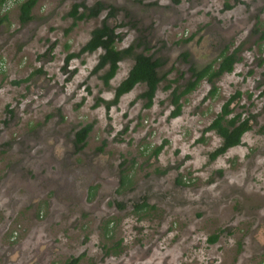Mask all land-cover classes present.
Instances as JSON below:
<instances>
[{"label":"rangeland","instance_id":"obj_1","mask_svg":"<svg viewBox=\"0 0 264 264\" xmlns=\"http://www.w3.org/2000/svg\"><path fill=\"white\" fill-rule=\"evenodd\" d=\"M97 1L118 9L109 20L121 24L118 48L140 42L136 52L163 61L167 76L151 108L140 97L145 84L110 111L97 104L113 99L131 57L109 87L103 72L92 73L102 50L65 67L67 53L107 15L66 32L69 11ZM18 14V6L0 13V264L79 256L77 264H264V40L255 31L264 30V0H39L30 22ZM241 46V61L216 81L217 92L202 81L171 117V93L184 87L190 67L218 64L226 47ZM238 90L231 107L253 116L252 129L211 160L222 139L205 129ZM88 124L78 152L76 132ZM143 201L148 206L135 211Z\"/></svg>","mask_w":264,"mask_h":264},{"label":"trees","instance_id":"obj_2","mask_svg":"<svg viewBox=\"0 0 264 264\" xmlns=\"http://www.w3.org/2000/svg\"><path fill=\"white\" fill-rule=\"evenodd\" d=\"M39 0H0V13L3 10L7 13L14 6H18V19L21 24H26L30 22L34 16L32 11ZM174 2L179 3L180 0H174ZM83 7V10H80ZM230 8L231 6H226ZM103 10H107V15L102 21V24L91 31V36L89 40L82 46V48L73 52L70 51L65 57V67L69 63L76 59L81 58L84 54L94 53L98 50H102L99 55V60L97 64L92 69V73L103 72L100 75L103 83L106 87L110 86L111 80L116 76L120 69V63L127 57H131L134 60L132 67L130 68L128 75L120 82V84L115 88V94L111 100H102L97 104L103 103L107 109L119 104L120 99L123 95L131 92L137 85L145 84V90L140 94V97L146 100L145 108H151L154 103V98L159 89L160 83L166 78L167 73L161 75L159 70L163 66V61L153 58L145 52H136V49L141 45L140 42L132 44L127 48L120 49L117 44L122 39L121 34L118 32V27L121 24H110L109 20L115 19L117 16L118 9L115 6L105 5L102 1H97L92 7L86 6L84 3H74L69 15L74 18L73 24L66 30L70 31L79 20L89 19L97 17ZM7 18L4 14L1 20ZM259 16H257V20ZM261 23L258 20L259 24ZM255 31L261 32L260 39L264 40V30H259L256 26ZM190 39V38H189ZM188 40V39H187ZM70 46L66 43V49L69 50ZM241 47H236L230 51L229 47L219 56V63L211 62L202 68H196L195 66L190 67L191 76L186 82L184 87L181 89L175 88L172 91L171 104L174 107L171 117H177L181 115L183 109L182 99L187 95L195 91L200 83L207 80L212 84L213 89L210 91V95H214L217 92L216 81L220 79L225 73H231L235 69V65L241 61V56L239 55ZM188 54H184L183 57L187 58ZM166 90L171 89V84L165 86ZM242 93L238 90L236 94L230 96V98L223 104L221 111L216 114L212 123L205 129L208 131H215L222 139V144L217 147L211 154L210 159L215 160L217 157L225 154L230 148L238 146L242 142V137L245 133L252 129V117H242L241 113L234 114L235 101L241 97ZM92 130V124H88L82 127L75 135V147L79 152L83 149L85 140L89 132ZM165 144L162 143L153 149L152 154L158 157L162 152ZM128 178L127 174L121 176V185H125ZM182 180H178L181 183ZM93 189V188H92ZM146 199V196L143 197ZM148 206L146 201L134 204L135 211H142ZM111 221H106V230L104 231L109 237ZM219 235L217 233L209 237L210 243H215ZM107 253H111L109 249ZM82 256L73 257L66 264H77Z\"/></svg>","mask_w":264,"mask_h":264},{"label":"flooded vegetation","instance_id":"obj_3","mask_svg":"<svg viewBox=\"0 0 264 264\" xmlns=\"http://www.w3.org/2000/svg\"><path fill=\"white\" fill-rule=\"evenodd\" d=\"M94 188L93 186L91 187V189Z\"/></svg>","mask_w":264,"mask_h":264}]
</instances>
